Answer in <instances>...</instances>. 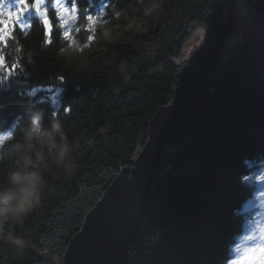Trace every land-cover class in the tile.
Segmentation results:
<instances>
[{
	"label": "trees",
	"instance_id": "obj_1",
	"mask_svg": "<svg viewBox=\"0 0 264 264\" xmlns=\"http://www.w3.org/2000/svg\"><path fill=\"white\" fill-rule=\"evenodd\" d=\"M75 3L80 31L73 33L74 41L65 39L49 2L50 44L34 14L26 17L27 32L17 29L7 45L0 44L8 67L17 64L11 72L0 69V133L8 137L0 140V153L23 139L37 111L44 127L60 120L75 145L71 173L48 158L39 206L20 220L0 217V264H55L9 238L63 257L86 213L118 173L133 166L150 119L173 100L229 9L226 0ZM153 3L159 7L145 16ZM102 9L95 31H88L86 16ZM243 9L241 41L225 61L219 59L200 126L183 142L166 146L160 157L127 264H228L232 259L245 226L241 209L254 190L242 177L264 161V0H242ZM234 15L238 25L236 8ZM190 24L206 31L203 47L176 62ZM122 65L127 72H121ZM47 88L59 91L58 104L48 98ZM10 162L0 163V179Z\"/></svg>",
	"mask_w": 264,
	"mask_h": 264
},
{
	"label": "water",
	"instance_id": "obj_2",
	"mask_svg": "<svg viewBox=\"0 0 264 264\" xmlns=\"http://www.w3.org/2000/svg\"><path fill=\"white\" fill-rule=\"evenodd\" d=\"M226 2L227 22L217 25L212 42L175 89L173 100L155 111L148 124V138L133 166L123 168L86 213L82 228L71 238L60 264H127L129 249L142 228L165 147L188 139L209 109L206 93L220 69L225 39L237 25V0Z\"/></svg>",
	"mask_w": 264,
	"mask_h": 264
},
{
	"label": "clouds",
	"instance_id": "obj_3",
	"mask_svg": "<svg viewBox=\"0 0 264 264\" xmlns=\"http://www.w3.org/2000/svg\"><path fill=\"white\" fill-rule=\"evenodd\" d=\"M158 7L153 3L144 9V15H151ZM115 15L119 17L120 13ZM120 70L128 71L123 65ZM29 119L31 127L24 132L23 139L14 140L0 153V163L11 160L0 179V217L20 220L40 205L44 184L42 170L48 168L49 157L69 173L75 167V145L69 142L61 121L53 119L44 127L39 111L33 112Z\"/></svg>",
	"mask_w": 264,
	"mask_h": 264
},
{
	"label": "rangeland",
	"instance_id": "obj_4",
	"mask_svg": "<svg viewBox=\"0 0 264 264\" xmlns=\"http://www.w3.org/2000/svg\"><path fill=\"white\" fill-rule=\"evenodd\" d=\"M72 0H65V2L70 6L72 4ZM45 0H43V3L41 5L42 8L44 5ZM55 7V0H51ZM3 7L10 8L12 10H15L17 7V0H3ZM242 8V0H237L236 5V12H239V15L237 16L238 25L235 26V28L232 29V32L229 33L225 39V42L222 47L221 51V60L225 61L229 55L232 53L233 48L235 45L241 41L242 38V27L244 26V21H240L244 13L241 10ZM30 12H35L39 15L38 12H36L34 9H29L23 16V22L24 17L26 14ZM40 16V15H39ZM227 22V20L225 21ZM240 22V23H239ZM77 24H78V17L77 20L70 25V27L73 28V33L77 32ZM64 30V29H63ZM206 38V31L197 25L190 24L189 28L187 29L186 36L182 39L181 43L179 44V49L177 51V54L175 56V61L179 62L182 60L189 59L195 52H198L202 49L204 41ZM48 92V98L51 100L52 103L58 104L59 102V91L58 90H51V88H47ZM255 168L247 175L251 177L249 181H247L248 184L254 186V190L252 195L247 199L245 204L243 205L241 212L246 217L245 219V226L242 231V233L237 236L236 243L232 248V259L228 264H231L232 260H238L241 257H243L246 253V250L251 247H257V248H264V240L260 239V232L259 228L264 227V206H261L260 198L264 197V193H259L260 190H264V183L255 181V176L264 169V161H259L257 163H254ZM250 165H253V163H250ZM253 237L252 240H249L248 237ZM11 243L15 245H21L22 241L15 238H9L8 239ZM27 243L29 246L33 247L35 250H33L36 254L39 256L49 259L55 264H60L59 259H55L52 255L48 254L47 252L39 249L36 246L30 245L28 242L23 241ZM241 264H250L249 261H241ZM251 264H264V261L256 260L254 262H251Z\"/></svg>",
	"mask_w": 264,
	"mask_h": 264
},
{
	"label": "snow or ice",
	"instance_id": "obj_5",
	"mask_svg": "<svg viewBox=\"0 0 264 264\" xmlns=\"http://www.w3.org/2000/svg\"><path fill=\"white\" fill-rule=\"evenodd\" d=\"M43 0H17V7L15 10L3 7V0H0V44L7 45L9 39L13 36L14 32L18 29L21 32H27V29L31 27L30 24L23 22V16L29 9H34L42 17L43 21V33L45 42L50 44L52 42L53 23L49 19L48 9L42 8ZM109 7V5H108ZM55 16L59 20V27L63 28V35L66 40L74 41L73 28L70 27L77 20L78 7L73 0V3L69 6L65 0H55ZM105 15V10H101L97 14L93 15L89 13L86 16L87 30L95 31V26L101 21ZM76 31H80L79 28ZM92 36H90V39ZM17 64L13 63L11 68L5 62V56L0 54V69L4 72H11L16 68ZM63 78V77H61ZM70 111V109H69ZM8 137H0V140H6ZM251 177L245 175L242 177V181L247 182ZM255 181L264 183V169H262L256 176ZM259 193H264V190H260ZM261 206H264V197L260 198ZM260 239L264 240V227L259 228ZM249 240L253 237L249 236ZM256 260L264 261V248L251 247L246 250L243 257L238 260H232L231 264H241V261L254 262Z\"/></svg>",
	"mask_w": 264,
	"mask_h": 264
},
{
	"label": "bare ground",
	"instance_id": "obj_6",
	"mask_svg": "<svg viewBox=\"0 0 264 264\" xmlns=\"http://www.w3.org/2000/svg\"><path fill=\"white\" fill-rule=\"evenodd\" d=\"M20 244H22V246H25V248H27V249L35 250L33 247L29 246L27 243H25L23 241Z\"/></svg>",
	"mask_w": 264,
	"mask_h": 264
}]
</instances>
